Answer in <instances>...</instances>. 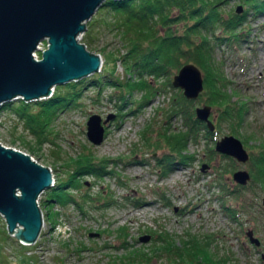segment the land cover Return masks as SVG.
Masks as SVG:
<instances>
[{
  "label": "rangeland",
  "instance_id": "374dc122",
  "mask_svg": "<svg viewBox=\"0 0 264 264\" xmlns=\"http://www.w3.org/2000/svg\"><path fill=\"white\" fill-rule=\"evenodd\" d=\"M263 21L264 17H259L252 22L251 42L245 41L234 49L225 47L218 50V57L224 60V70L230 79L229 90L234 99L248 101L249 111L240 127L228 120L223 121L216 133V141L227 134L236 135L251 155L260 149L251 148V145L264 143ZM88 48L101 54L104 63L103 54L122 48V41L115 31L102 26ZM116 63L112 79L120 77L126 81L124 64L120 59ZM106 67L108 62L96 74H106L107 79L111 77ZM151 79L156 85V80ZM169 88L168 92H157L140 104L145 90L129 93L126 88L105 86L99 93L92 83L85 85L80 93L81 104L64 109L55 121V133L52 135L55 142L44 143L37 149V154L31 155L51 167L56 181L68 177L65 166L68 156L75 155L84 145L92 146L97 157L107 160L105 169L108 173L103 177L82 176L83 185L79 190H73L79 203L56 205L54 209L60 211L59 221L54 224L45 219L46 224L48 222L45 234L32 246H26L14 235L9 233L8 237V233H4L5 229L8 230L7 223L0 213L1 264H126L123 258L129 249L124 246L122 226L129 233L128 241L132 247H150L161 231L172 234L178 241L190 234L202 237L213 234L212 252L221 256L230 255L242 264H264L262 188L255 183L239 196H228L230 204H246V210L232 218L219 198L218 173L207 160L205 140L200 144H190L189 158L178 161L167 158V147L156 149L146 145L142 132L147 127L150 126L148 134L154 139L164 126L181 127L179 117H168L167 114L172 95L178 90L174 85ZM203 104L204 101L197 100L196 107ZM94 113L101 114L103 120L113 115L105 124L106 135L100 144L92 143L87 135V120ZM217 116L213 108L212 117L216 120ZM234 127L237 130L233 133ZM23 133L32 139L11 110H2L0 141L8 147L30 153L19 137ZM14 137H17L15 142L11 141ZM227 160L218 155L213 164L221 166ZM203 163L208 164L205 171L202 170ZM238 168L251 172L250 160L237 161ZM232 175L233 172L227 174V180L234 188L239 183L233 180ZM48 190L42 193L40 199ZM85 193L90 196L84 197ZM46 209L44 207V212ZM248 229L254 230L261 239V245L250 241L246 234ZM148 234L151 235L148 241L140 240L141 236ZM150 264L171 263L167 258H161L153 259Z\"/></svg>",
  "mask_w": 264,
  "mask_h": 264
},
{
  "label": "trees",
  "instance_id": "16d2710c",
  "mask_svg": "<svg viewBox=\"0 0 264 264\" xmlns=\"http://www.w3.org/2000/svg\"><path fill=\"white\" fill-rule=\"evenodd\" d=\"M233 1L240 3L235 4ZM239 5L243 6L242 12L237 10ZM259 17H264V0H134L129 5L107 6L87 21L84 43L88 47L92 45L102 26L116 32L122 41V48L103 54V67L108 62L106 70L111 73V77L107 79L106 74L98 73L57 85L54 93L46 99L26 101L18 98L8 101L0 107V113L9 109L15 114L24 130L32 136L29 139L27 134L19 135L30 154L34 155L44 143L55 142L52 139L55 121L64 109L81 104L80 93L87 83L96 86L99 93H102L105 86L126 88L129 93L145 90L140 100V104H143L157 92H168L169 87L173 86L174 74L183 64L194 62L203 71L204 91L198 99H189L178 88L172 95L167 113L168 117H179L182 120L181 127L164 126L156 139L148 134L150 126L142 134L147 146L156 149L167 147V158L175 161L189 158L190 144H200L205 140L207 160L218 173V192L222 206L235 218L242 210H246V204H230L228 196H239L255 183L264 191V143L251 145V148H260L250 158L251 181L248 185L235 184L231 188L227 174L236 170L237 161L232 156L219 153L214 142L223 121L228 120L238 127L243 124L249 106L246 100L234 99L229 90L230 79L224 70V60L218 57V50L225 47L234 49L250 41L254 29L252 22ZM261 27L264 28V21ZM119 59L127 73L126 81L120 77L112 79ZM151 78L156 80V85ZM197 100L210 104L217 112L215 131L209 130L206 122L197 117ZM236 130L234 127L232 132ZM16 138L11 141L15 142ZM218 155L228 159L221 166L213 164ZM105 163L107 160L97 157L92 146L87 145L75 155L68 156L65 161L68 177L56 180L45 197L40 199L41 207L47 208L45 219L57 223L60 211L54 209L56 205L78 204L73 190H79L83 185L82 176L89 174L103 177L108 173ZM254 191L257 193L256 189ZM89 196V193L84 194V197ZM120 230L125 237L124 246L129 249L123 258L126 264H150L153 259L161 258H167L171 264H242L230 255L221 256L211 251L210 245L215 238L213 234L204 237L190 234L178 241L172 234L161 231L147 248L145 245L132 247L125 227L122 226ZM4 233H8L9 237L8 230L5 229Z\"/></svg>",
  "mask_w": 264,
  "mask_h": 264
},
{
  "label": "water",
  "instance_id": "95a60500",
  "mask_svg": "<svg viewBox=\"0 0 264 264\" xmlns=\"http://www.w3.org/2000/svg\"><path fill=\"white\" fill-rule=\"evenodd\" d=\"M134 0H0V106L18 98L35 101L51 96L57 85L96 74L103 66L99 53L79 40L93 15L107 6L129 5ZM237 10L243 11L239 5ZM172 84L189 99H198L205 89L202 69L188 62L174 74ZM213 107L204 103L196 115L208 129L216 130ZM99 113L87 120V135L94 144L105 139L106 122ZM219 153L247 162L251 154L244 142L233 134L216 141ZM208 164L203 163L205 171ZM236 183L247 185L250 170L233 172ZM53 171L30 153L0 142V213L6 217L7 229L25 244H34L43 228L38 199L54 185ZM21 225L22 227H19ZM250 241L261 245L253 229L246 232ZM151 235H143L148 241Z\"/></svg>",
  "mask_w": 264,
  "mask_h": 264
},
{
  "label": "bare ground",
  "instance_id": "6f19581e",
  "mask_svg": "<svg viewBox=\"0 0 264 264\" xmlns=\"http://www.w3.org/2000/svg\"><path fill=\"white\" fill-rule=\"evenodd\" d=\"M84 32H85V31H84ZM81 35H83V32H81V33L79 34V40H80V38H81ZM80 41H81V40H80ZM53 93H54V91H53ZM53 93H52V94H53ZM52 94H51V95H52ZM48 97H49V96H48ZM23 99H24V98H23ZM5 103H6V102H5ZM3 105H4V104H3ZM0 107H1V106H0ZM105 135H106V134H105ZM53 179H55L54 174H53ZM41 195H42V194H41ZM40 201H41V200H40ZM41 202H42V201H41ZM44 207H45V206H44ZM41 211H42V210H41ZM44 213H45V212H44ZM42 215H43V212H42ZM45 215H46V214H45ZM5 218H6V217H5ZM47 218H48V217H47ZM5 220H6V219H5ZM43 220H44V217H43ZM6 223H7V221H6ZM49 223H50V222H49ZM47 224H48V222H47ZM47 224H46V225H47ZM54 224H55V223H54ZM56 224H57V223H56ZM20 226H21V225H20ZM21 227H22V226H21ZM45 227H46V226H45ZM49 227H50V226H49ZM49 227H48V228H49ZM48 231H49V230H48ZM8 232H9V231H8ZM43 233H44V230H43V228H42L40 235L43 234ZM10 234H11V235H14L13 233H10ZM40 235H39V236H40ZM14 236H15V235H14ZM15 237H16V236H15ZM38 239H39V238H38ZM37 241H38V240H37ZM37 241H36V242H37ZM22 244H23V243H22ZM24 244H25V243H24ZM27 245H28V246H29V245L32 246V245H34V244H26V246H27ZM29 259H30V258H29Z\"/></svg>",
  "mask_w": 264,
  "mask_h": 264
},
{
  "label": "built area",
  "instance_id": "2783aa9c",
  "mask_svg": "<svg viewBox=\"0 0 264 264\" xmlns=\"http://www.w3.org/2000/svg\"><path fill=\"white\" fill-rule=\"evenodd\" d=\"M82 39H83V35H81L80 40L82 41ZM0 142H1V141H0ZM1 143L5 145V143H3V142H1ZM6 146H8V145H6ZM38 204H39V206H40V208H41V210H42V212H43V217H44L43 230H44V228H45V224H46V222H45V213H44L43 208L41 207L40 197H39V199H38ZM44 234H45V233L41 234V235L39 236V239H38V240H40V239L42 238V235H44ZM37 242H38V241H37ZM37 242H36V243H37ZM0 264H1V263H0Z\"/></svg>",
  "mask_w": 264,
  "mask_h": 264
},
{
  "label": "flooded vegetation",
  "instance_id": "af4514ba",
  "mask_svg": "<svg viewBox=\"0 0 264 264\" xmlns=\"http://www.w3.org/2000/svg\"><path fill=\"white\" fill-rule=\"evenodd\" d=\"M262 256H263V258H264V253H262Z\"/></svg>",
  "mask_w": 264,
  "mask_h": 264
}]
</instances>
